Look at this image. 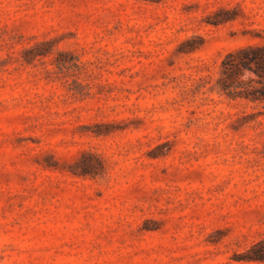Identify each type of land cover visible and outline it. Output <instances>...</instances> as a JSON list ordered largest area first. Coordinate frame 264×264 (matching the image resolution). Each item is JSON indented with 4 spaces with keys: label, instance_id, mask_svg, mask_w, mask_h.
Returning a JSON list of instances; mask_svg holds the SVG:
<instances>
[{
    "label": "rangeland",
    "instance_id": "374dc122",
    "mask_svg": "<svg viewBox=\"0 0 264 264\" xmlns=\"http://www.w3.org/2000/svg\"><path fill=\"white\" fill-rule=\"evenodd\" d=\"M262 44L264 0H0V264H264Z\"/></svg>",
    "mask_w": 264,
    "mask_h": 264
},
{
    "label": "trees",
    "instance_id": "16d2710c",
    "mask_svg": "<svg viewBox=\"0 0 264 264\" xmlns=\"http://www.w3.org/2000/svg\"><path fill=\"white\" fill-rule=\"evenodd\" d=\"M229 58L228 61H226L224 64L228 65V69L230 70L229 73H227V77L232 79L234 76L242 74V69H247L251 73L255 75V79H252L249 81L256 82L257 85H263L264 86V44L262 45H255V46H244L237 49L236 53H231L227 56ZM249 83H245L249 84ZM251 95V96H250ZM234 98H246L247 100L255 101L257 102H263L264 101V92H261L260 88L258 89V86H241L240 90H235L233 92ZM88 153L83 154L81 159L76 161L75 164H73L71 167L72 170H70L72 175H76V177L79 174H77L78 168H80L82 171H88L90 168H92V163L90 162V159H97L93 155H90ZM49 159V158H48ZM47 165H41L43 170H50V171H59V168L56 166L57 163L52 162V160H47ZM37 164H40L37 162ZM69 172V168L67 166L61 167V172L64 171ZM82 174L83 172H78ZM248 256L246 258V261H264V240H260L255 245H252L251 249L247 252Z\"/></svg>",
    "mask_w": 264,
    "mask_h": 264
}]
</instances>
